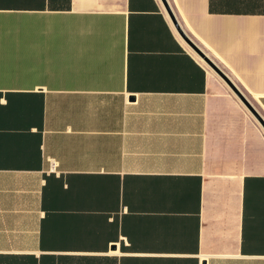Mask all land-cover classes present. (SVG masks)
Wrapping results in <instances>:
<instances>
[{
  "label": "crops",
  "instance_id": "1",
  "mask_svg": "<svg viewBox=\"0 0 264 264\" xmlns=\"http://www.w3.org/2000/svg\"><path fill=\"white\" fill-rule=\"evenodd\" d=\"M0 0V264H264V0Z\"/></svg>",
  "mask_w": 264,
  "mask_h": 264
},
{
  "label": "water",
  "instance_id": "2",
  "mask_svg": "<svg viewBox=\"0 0 264 264\" xmlns=\"http://www.w3.org/2000/svg\"><path fill=\"white\" fill-rule=\"evenodd\" d=\"M164 1V3H165V5H166V7H167V9H168V11H169V13H170V15H171V17H172V19L174 20V22H175V24H176V26H177V28L179 29V31L182 33V30H181V28L179 27V25H178V23H177V21H176V19H175V17H174V15H173V13H172V11H171V9L169 8V6H168V4H167V2H166V0H163ZM184 37L186 38V40L199 52V54L201 55V56H203L204 58H205V60L211 65V66H213V68H215L226 80H227V82L232 86V88L237 92V94L244 100V102L246 103V105L249 107V109L254 113V115L258 118V120L261 122V124L263 125V127H264V118L251 106V104L243 97V95L238 91V89L231 83V81L226 77V75L218 68V67H216V65H214V63H212L205 55H204V53L202 52V51H200L199 49H198V47H196L195 45H194V43H192L191 41H190V39H188L185 35H184Z\"/></svg>",
  "mask_w": 264,
  "mask_h": 264
}]
</instances>
